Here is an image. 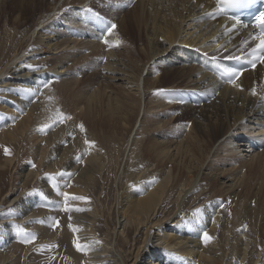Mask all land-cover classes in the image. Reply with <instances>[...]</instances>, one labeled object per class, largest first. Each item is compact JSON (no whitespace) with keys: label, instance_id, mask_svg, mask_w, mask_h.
I'll list each match as a JSON object with an SVG mask.
<instances>
[{"label":"bare ground","instance_id":"bare-ground-1","mask_svg":"<svg viewBox=\"0 0 264 264\" xmlns=\"http://www.w3.org/2000/svg\"><path fill=\"white\" fill-rule=\"evenodd\" d=\"M8 2L14 11L8 20L10 24L5 20L1 30L3 50L0 56L7 59L3 64L0 61V140L13 142L26 137L37 154L34 157L40 155L39 164L46 154H55L56 157L57 152H61L58 159L66 163L68 184L64 185L59 180V193L45 185L41 192L56 197L62 203L78 202L86 188L84 185L93 183L109 163L106 151L93 143L94 135L88 126L107 132L108 127L119 130V122L130 124L129 112L133 106L141 110L151 104L156 109H163L180 102L188 107L193 102L196 105L192 115L194 130L206 134L217 145L225 141L229 148L228 156H248L251 159L254 155L264 154V54L258 61L253 60L251 50L257 42L253 28L234 27L233 21L226 17L210 16L216 10L215 0H136L123 14L113 12L110 15L112 24L93 19L94 15L85 12L91 0H0V15L5 12ZM39 30L45 31L46 42L35 38ZM105 49L108 51L106 59L98 69L109 81H101L95 90L88 93V97L83 95L85 90L81 86L69 92L74 86L64 83L66 78H61L60 74L68 73L70 64L71 67L77 64L81 60L77 56H81L83 51H87L88 56ZM241 61H252L255 66L237 69L236 65ZM213 66L229 71L231 80H223ZM163 82L170 84L163 87ZM121 93L125 94L127 102L120 97ZM170 94L177 95L179 100L174 98L175 102H168L170 99L165 97ZM58 95L61 96L62 104L57 100L61 109L68 103L78 105V102H84L83 124L87 128H78L85 140L84 154L80 156L73 153L75 144L79 142L76 139L77 127H71L73 119L62 116L64 112H58L59 106L54 108L52 105H56ZM163 98L168 103L163 102ZM102 105L106 107L102 108ZM212 119L217 120L215 124ZM161 125L160 128L145 122L142 128L146 133L151 128L158 134L163 132L164 125L171 129V122ZM69 128L73 136L68 141L66 132ZM137 133L136 130L129 140L128 150L124 151L126 157L119 176L121 186L117 194L116 225L105 231L103 236H96L93 226L97 214L84 207L69 208L71 221L78 225L76 231H81L76 233L78 238L88 244V262L151 264L155 257L159 261L164 260L161 264H264L261 244L262 252L255 247L254 253L249 228L235 224L236 215L226 200L230 195H215L214 183L218 177H228L225 176L228 172L219 167L214 174L206 175L205 172L202 177L203 159L198 166L191 162L184 165L183 154L189 151L184 142L179 140L174 144L169 139H149L141 133L137 139ZM62 144L66 146L62 147ZM215 151L218 150L211 152ZM206 155L210 157L213 154ZM190 156L198 161L199 157L193 153ZM50 163L49 168L54 169ZM5 164L0 162V168ZM220 183L225 186L224 182ZM3 190L0 189V205L17 207V219L30 220V208L37 203L35 194L24 195L23 189L13 192L11 187ZM169 203L175 204L171 212L167 208ZM1 214L0 209V251L17 245L13 241L16 236L11 221ZM247 216L249 212L244 207L241 217L245 219ZM128 228L134 234H144L140 245L134 246L137 239L135 236L129 238ZM221 233H224L222 244ZM128 238L134 247L131 253L121 247ZM66 246L63 240L62 247ZM7 254L0 253V264H13L10 259L12 253ZM131 254L133 258L129 263Z\"/></svg>","mask_w":264,"mask_h":264},{"label":"rangeland","instance_id":"rangeland-1","mask_svg":"<svg viewBox=\"0 0 264 264\" xmlns=\"http://www.w3.org/2000/svg\"><path fill=\"white\" fill-rule=\"evenodd\" d=\"M7 1H13V0H7ZM91 1L92 2L94 1V2L89 3L90 5L88 6V8L90 10L89 9L85 10V12L88 13L89 15H94L92 17L93 19H102L106 22L110 21L111 23L112 17L110 15H112L113 12L114 13L119 12L120 14H123V12L126 9L129 10L131 8V5H133L136 0H132V2L130 0H114V1L113 0H91ZM10 3L11 2H8L6 4L5 6L6 8L4 9L5 12L0 15V43H1L0 52L3 50L2 49L3 41L1 39V30H2L3 23L6 20V22L10 24L8 20L11 18V16L13 15V11H14L13 6ZM45 35H46L45 31L39 30L38 33L35 35V38L42 39L43 41L46 42L47 37ZM132 38L133 37H131L130 39ZM84 52H87V51H83L80 55L81 56L83 55L86 58L82 56V58H84L82 59L81 56H77V58L80 57L81 60L79 61L81 62L77 60L78 63L72 65V67L70 64L71 62H70L69 63L71 67V69L69 67L70 71L68 73L67 72L61 73L60 77L61 78L64 77V80L66 78L65 81L67 82L64 81V83H68V85L74 86L72 87V89L70 88L69 92L70 91L72 92V90H76L80 88L81 86L82 90L83 89L85 90V91L83 90L85 92V93L83 92V95L87 96L88 93L90 94L91 91H93V89L95 90V88L98 87V85H100L101 81L108 80V79H105V76H103L104 75L103 73H100L101 70L99 71V69H101L99 67H101L100 65L105 61L106 53L108 51L106 49L99 51V52H103L101 53L103 55H100L98 51H95V54H94L95 56L92 53L91 55H88L90 56L89 58L87 56L88 52L85 55H84ZM91 57H93V59ZM94 57L95 59L96 58L97 59L95 60ZM6 59L7 57L5 58L4 56H0V61H3L1 64H3L4 60ZM71 61H73V59ZM92 69L94 71L96 70L95 71L96 73H94ZM96 75L97 76L99 75V76L97 77ZM91 77L92 78L95 77L93 78L94 80H92ZM147 77H150V76H147ZM82 78H84L85 80ZM72 80L73 82L71 83ZM168 80L173 81L174 78H169ZM61 83H58V85H61ZM167 83L170 84V82H163L162 83L163 87L168 86ZM110 88H112V85ZM69 92L67 94H69ZM61 94L62 96H64L62 92ZM124 95H125L124 93H121L120 97L123 99V101L127 102L128 100L127 98L124 97ZM60 97L61 96L58 95V98L55 100L56 105L55 104H52V105L54 108H56L55 106H59L58 112L59 113L60 111L64 112L63 113L64 115L62 116H69L73 119L71 127H75V126L77 127V130H78L76 131L77 138L76 137L75 138L79 140V142L75 144V147H74L75 149L73 153H78L76 155L84 154V150H83L85 146L84 145L85 140L83 139L84 135L82 134L81 130L78 129L80 126L86 127V125L83 124L84 119L82 115V112H84L83 109L85 108L84 102L80 101L78 102V105L77 103L74 105L68 103L66 107L61 109L60 104H62V102H61ZM165 98L166 100L170 99L168 100V102H172V103L175 102V99L179 100L178 96L173 95V94H170V96H166ZM165 98H163L164 101L162 99L161 100L163 102L168 103L167 101H165ZM184 98L186 99L185 95H184ZM57 100L60 101V104H59V101ZM181 104H184V103L180 102V104H177V105L174 104V106L172 107H167V108L164 107L163 109H161V107H158L156 109L155 107H152V105L150 104V105L142 107L141 110H138L137 107L133 106V109L130 110V112L128 110V112L131 115V118L129 120L130 124H127L125 121L119 122L120 124L119 130L108 127L109 132H107L105 129H99V128L94 129L93 127L88 126V129H90V131H92L94 135L93 143L97 145L102 151H106V153L109 156V163L106 164V168H104L102 174L98 177L96 176L95 181L93 183H91L90 185L88 184L84 185L86 186V188L81 192V195L78 197L79 198L78 202L80 203V205L78 202L74 204H70L67 202L62 203V201L60 202V200L57 199L56 197L49 196L48 194L43 193L40 190L41 188H43V185H45L47 187H52L55 191L57 190L56 193L57 192L59 193V190L57 187L58 183L59 184L62 183L64 185L68 184L66 181L69 178V175L65 174V171L66 173H68L67 172L68 169L66 170V165L64 166V164L66 163H64L62 160H60L61 162H59V159H58L61 152H57L58 153V155L56 156L57 158L55 157V154H52V155L48 154L49 156L46 154V156L48 157L45 156L44 158H42L41 161L43 162L39 164L37 160L40 159L38 158L40 155H38V157H34L37 154L35 155V150L32 144L30 143V141L26 137L24 139L18 138L13 142H8V141L4 142V140L3 141L0 140V162L6 163L5 164L6 166H4V168H0V189L3 190V189H8L11 187L13 192L14 191L18 192L21 189H23L24 195L35 194L34 196L37 199V203L33 207L30 208V212H32V216H33L29 218L30 220H24V218L17 219L19 218L17 207L8 206L7 204L0 205V209L2 211L1 217L7 218L8 220L11 221L10 225L12 226V229L16 236L13 241L17 243V245L14 246L15 248H11L13 247L11 245V246L4 248L2 251H0V253L1 252L2 254L12 253V256L10 259L13 264H19V263L20 264H23V263L25 264H91L88 262V259L86 258L88 254V248H87L88 244L86 241L80 240L78 238L77 234L81 233V231H76L75 228H78L77 227L78 225L77 223H74L71 221L70 215L68 213L69 208L70 207H76V208L84 207V208H88L89 210H93L97 214L96 221H94L95 225L92 223L94 225V226L92 225L94 227V230H96L94 233L96 236H99V237L103 236L105 231L111 230L114 227V225H116L117 218H118L116 215L117 194L121 186V181L119 180V176H120V171L123 167L122 164L124 162L123 160L125 159L124 157H126V152L124 151L128 150L129 140H131L136 130L138 131L137 134H139L137 136V139L142 134L144 136L147 135L149 139H152V138L154 139V137H158L161 140L169 139L174 144H176V142L179 140L184 142L185 146L188 145V150H189L187 154H183L182 159H183L184 165L185 163L188 164L191 162L195 166H198L200 165L199 163L203 162L204 160L203 167H202L203 172L200 170V173L201 174L203 173L202 177L205 176L204 175L205 172H206V175L207 174L209 175V173L211 175V174H214L213 172L215 170H218L220 168L225 169L226 173L228 172L227 174H225V176L228 175V177L226 178L218 177L219 179L217 178L216 180L217 182L215 181L216 183H214V186H215L214 189L216 190L215 195L222 194L223 197L230 195V199L227 198L226 200L229 206L232 207L234 215H236L235 224L236 225H239V224L246 225V227L249 228L251 238L253 240L252 242L253 252L255 253L256 252L255 247L259 248V245L261 244L260 247L263 249V252L261 248H259V250L261 249V252L264 253V243L262 242L263 237H264V222H263L264 221V212H263V209H264V154L254 155V157H251V159L248 156L242 157L240 155L239 156L235 155L236 156L235 158L233 155H231V157L230 155L228 156L227 154L229 153V151L227 153V150H229V148L225 141L220 142L221 144L218 143V145H220L218 147L216 142L211 141L212 139L210 137H207L206 134H199L197 131L194 130V127L192 125V123L194 122L193 121L194 116L192 115H194L195 113L194 106L196 105L193 102L192 104H190L191 106H188V107L183 106ZM103 107H106V106L102 105V108ZM151 115L153 116L151 117ZM59 118H61V116L57 117L58 121L60 120ZM144 121L149 122L150 124H153L154 126H159V127L162 126L161 124H163V122H167L168 124H170L171 122V129L167 128L166 127L167 124H166V126L164 125L163 127V132L160 134L154 131L152 132L151 128L149 129L148 133H146L142 128L143 125L145 124ZM212 121L215 124L217 120L215 121V119H212ZM83 130L86 132L85 128ZM169 130L173 133H171ZM43 131L45 133V130ZM72 136H73V132H71V128H69V131L66 132V138L68 137V141L71 139ZM85 136L87 135L85 134ZM87 138H89V136ZM192 141H193V144H191ZM44 145L45 144H43V146ZM205 145H206V149H205ZM223 145H225L226 148ZM64 146L66 145L62 144V147ZM221 147H223L224 150ZM241 148L244 149L245 147H241ZM211 149L213 151L214 150H218V151H215L212 153ZM254 149H255L254 151H257L256 150L257 148H254ZM78 150H80L81 152ZM191 150H194V151H191ZM207 150L210 151L209 154H207L208 152ZM192 153L197 158L198 157L200 158V159L198 158V161H197L198 163L193 157L190 156V154ZM222 153H223V156L221 155ZM245 153L247 152H244V154ZM210 154H213V155H211L210 157H205V155L209 156ZM216 154H219V155H216ZM45 158L47 159L48 163ZM132 158H133V155L131 159ZM80 159H82V157H80ZM126 159H129V158L127 157ZM186 159L187 161L185 162L184 160ZM229 160H231V162ZM242 160L243 161L248 160V162L247 161L243 162ZM252 160L254 163L252 162ZM217 161H220V162H217ZM49 163L52 167H54V169L49 168ZM216 172L218 173L219 171H216ZM239 176L240 177L242 176L241 177L242 179H240ZM228 179H231V181ZM59 180L61 183L59 182ZM220 182H224L226 187L224 186V184H223L224 187H222ZM229 185H232V186L228 187ZM220 186L222 188V189L220 188L221 191L219 189ZM194 193H197V191L196 192L194 191ZM35 198H34V201L36 200ZM60 203L61 205H59ZM174 207H175L174 203H169V205H167V208L169 209V211L170 210L173 211ZM244 207H246L249 212V216L245 217V219L241 217V211H242V208ZM184 208H187V205H185ZM238 209H240L241 211ZM237 214L239 216H237ZM239 217H241L240 221L238 219ZM261 218H263V220ZM95 227H98V229H95ZM44 231L46 233L49 232V234L48 233L46 234ZM128 232H129V238H131V236L132 237L135 236V238L137 239L136 244L134 246L140 245L143 240L144 234L141 232L138 234H134L132 232V229H129V228H128ZM223 237H224V233H221L220 235L221 244L223 243V240H224ZM129 238L127 242L124 241V244L121 242L122 243L121 247L127 250L128 253H131L132 251L134 252V247L133 245L131 246L130 244L131 240ZM60 239L64 240V244L67 245L66 247H62L63 240H60ZM253 243H255V245ZM7 249H10V250H7ZM16 249H19V250H16ZM13 254L15 256H13ZM132 256L133 254H131L129 257V261H128L129 263L132 261V258H133ZM146 257H148V255ZM152 261L154 262H152L151 264H157V263L161 264L162 260L159 261L155 257H153ZM195 264H205V263L196 262Z\"/></svg>","mask_w":264,"mask_h":264}]
</instances>
